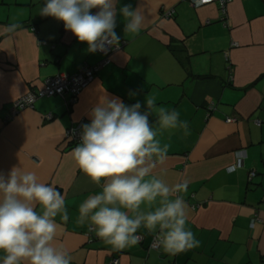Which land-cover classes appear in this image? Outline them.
<instances>
[{"label":"crops","instance_id":"crops-1","mask_svg":"<svg viewBox=\"0 0 264 264\" xmlns=\"http://www.w3.org/2000/svg\"><path fill=\"white\" fill-rule=\"evenodd\" d=\"M123 5L141 8L145 26L124 33L117 15L115 31L125 43L76 100L42 97L9 118L12 101L46 78L103 56L88 53L61 21L39 15L42 0H0V172L33 171L65 195L70 215L58 242L72 264H264V0H230L225 12L216 2L188 0H120L117 8ZM12 23L19 28L9 34ZM99 84L127 105L141 102V111L146 95L155 96L158 107L188 122L187 132L158 138L170 145L163 178L188 181L182 195L198 248L175 255L151 248L154 233L141 228L138 245L116 250L77 223L79 205L99 188L74 163L76 145L65 131L90 122Z\"/></svg>","mask_w":264,"mask_h":264},{"label":"clouds","instance_id":"clouds-1","mask_svg":"<svg viewBox=\"0 0 264 264\" xmlns=\"http://www.w3.org/2000/svg\"><path fill=\"white\" fill-rule=\"evenodd\" d=\"M119 3L42 0L38 14L61 21L77 42L87 45L88 53L107 54L120 45L115 31L118 14L124 33L137 35L146 23L141 8L118 9ZM18 28L9 24L6 32ZM97 93L88 112L90 122L81 125L80 142L71 155L99 191L79 205L77 223L89 225L97 238L116 250L138 245L141 228L154 233L166 253L198 248L200 240L188 227V205L182 195L188 181L170 185L163 178L170 145L158 138L165 132H187L188 122L177 110L158 107L155 96L146 95L141 111V102L127 105L102 84ZM150 116H155L154 123ZM69 215L65 195L35 172L20 167L0 172V264H72L70 250L58 242Z\"/></svg>","mask_w":264,"mask_h":264},{"label":"built area","instance_id":"built-area-1","mask_svg":"<svg viewBox=\"0 0 264 264\" xmlns=\"http://www.w3.org/2000/svg\"><path fill=\"white\" fill-rule=\"evenodd\" d=\"M188 1L193 6H200L207 2H216L218 3L222 12H225L227 3L230 0H188ZM166 14L170 15L171 11H168ZM32 29L34 30L33 27ZM41 43L47 44V41L42 40ZM124 43L125 41H120L119 48L122 47ZM116 50L117 48H112L107 52V54L97 52L103 56L102 59L98 63L93 64V65L83 63L74 73H71V74L59 73L55 76L46 78L41 88L29 90L22 96L12 101L10 109H9L8 117L9 118L12 117L13 115H15L17 111H20L25 108L33 107L35 101L42 97L58 96L64 99V102L66 103V105H69L74 100H76L78 94L89 83H91V81L94 79L96 71L101 66L109 62L110 54H112ZM208 108L210 110L214 109V103L211 102ZM233 120L234 118L232 117L226 118V121L228 122L233 121ZM81 125L82 123L80 122L66 129L65 138L71 144L77 145L80 142ZM254 175H255V171H250L249 179H251ZM257 221H259L258 216L253 217L251 220V226ZM90 231H93V229L90 228ZM150 246L151 248H154V249H157L160 246L159 241L157 240L155 234L153 235ZM106 264H119V260L118 258H113Z\"/></svg>","mask_w":264,"mask_h":264},{"label":"trees","instance_id":"trees-1","mask_svg":"<svg viewBox=\"0 0 264 264\" xmlns=\"http://www.w3.org/2000/svg\"><path fill=\"white\" fill-rule=\"evenodd\" d=\"M177 254V253H176ZM172 255H175V254H172Z\"/></svg>","mask_w":264,"mask_h":264}]
</instances>
